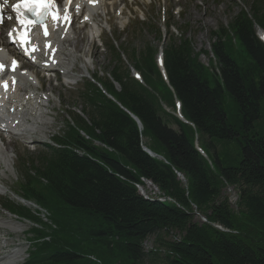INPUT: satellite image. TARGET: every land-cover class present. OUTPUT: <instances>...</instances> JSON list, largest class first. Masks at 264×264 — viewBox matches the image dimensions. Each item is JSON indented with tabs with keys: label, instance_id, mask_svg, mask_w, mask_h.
I'll list each match as a JSON object with an SVG mask.
<instances>
[{
	"label": "trees",
	"instance_id": "16d2710c",
	"mask_svg": "<svg viewBox=\"0 0 264 264\" xmlns=\"http://www.w3.org/2000/svg\"><path fill=\"white\" fill-rule=\"evenodd\" d=\"M243 1L247 9L212 33L216 67L202 64L186 36L171 38L165 84L145 46L135 67L149 89L127 73L122 83L115 67L120 90L103 86L124 109L96 92L64 147L25 167L20 189L56 226L30 230L29 264H264V43L256 36L264 0ZM174 100L187 123L164 109ZM143 180L171 201L144 198ZM225 188L235 190V209ZM15 212L36 221L28 209Z\"/></svg>",
	"mask_w": 264,
	"mask_h": 264
},
{
	"label": "rangeland",
	"instance_id": "374dc122",
	"mask_svg": "<svg viewBox=\"0 0 264 264\" xmlns=\"http://www.w3.org/2000/svg\"><path fill=\"white\" fill-rule=\"evenodd\" d=\"M249 1L250 0H248V2ZM173 5L176 6V0H166V2L164 3L165 11H168V7L171 8L173 7ZM178 5L182 10L184 9L183 15L179 16L171 14L168 16V21H170L173 25L181 29L185 26L188 28L187 37L190 38L195 52H198L200 54V61L205 66L209 65L210 59L206 57V55H203L202 52L203 50H208L210 48V44L212 43V41H214V39L211 40L212 33L219 30L220 27L227 26L229 20L238 11V4L232 3L231 0H181V3ZM161 9V2H159L158 5L152 6V11L150 16L148 17L147 23L136 22L134 14H137L138 11H135V9H132V11L130 12L125 10L122 16H119V18L116 16L117 13H115L114 11L111 16L113 21H115L116 23L115 26H113V29L114 31L122 32L117 27L125 25L126 20L128 19L129 22L126 28H124V32L119 33V35L125 38L126 47H134L136 51H140L145 45L148 44L151 49L155 50V47L160 45L162 43V38L165 37V30L162 29V16L160 15ZM104 12L108 15V12ZM111 18L108 19L112 22ZM101 25L107 28L104 21L101 23ZM158 26L161 27L160 34L157 30ZM166 43L167 40L164 41V44ZM124 46L125 44H123V47ZM233 48L237 53L240 52L237 43L233 44ZM95 49L96 53L91 54L92 57L90 61L92 62L89 63L88 70L91 73L92 71L101 73V71L106 70L107 65L109 64V54H106L105 51L99 50L97 46H95ZM78 65L81 66V63H79ZM79 72L81 73L80 69ZM71 82L73 81L71 80ZM52 91L53 89L51 88V92ZM74 93V86L70 84L62 85L59 88H55V90L51 93V96L53 97V106L51 108H53V110H51L50 113L52 115L51 117L56 123H59L62 119L60 109H63V107L65 108L71 105H75L74 98H76V96L74 97ZM262 106L264 112V102ZM26 146L31 147V145H26L25 143L21 142H17L11 146H7V150H13L14 153L12 154H14L15 157L11 158L12 170L6 171L4 176L0 178V182L12 191H14L16 194H19L18 188L16 186V183L19 179L17 165L20 160L18 158L21 159L26 156V153H22L27 150ZM16 154H18V157ZM143 187V190H140L139 188L140 193L143 192L145 194H152L155 191L154 186L148 182L144 183ZM224 193L226 196H228L230 204L235 209L234 203L237 199L235 190L232 188H225ZM9 195L10 194H7L5 195V197L10 198L14 202H18L14 198H11V196ZM39 217L45 220V217L43 215L39 214ZM196 219H200L202 221L201 217L199 218L198 216H196ZM16 225H20L18 231H14L16 229V227L14 226ZM27 228L28 224L26 222L15 220L12 216H9L8 213H4L0 209V242L2 244L4 241H6L5 244L9 245L6 248L0 249V252H7L11 248H15L22 254L20 256L21 262L27 252L28 245L25 243L24 240V232L27 230ZM143 246L144 250L150 249L153 246V237H148L143 242Z\"/></svg>",
	"mask_w": 264,
	"mask_h": 264
},
{
	"label": "bare ground",
	"instance_id": "6f19581e",
	"mask_svg": "<svg viewBox=\"0 0 264 264\" xmlns=\"http://www.w3.org/2000/svg\"><path fill=\"white\" fill-rule=\"evenodd\" d=\"M94 3L92 4V2ZM117 2V1H116ZM66 3H69L70 11L69 15L71 18L75 19L78 14L81 12V18H83L84 23L83 25L87 26V41L89 43V49L93 48V42L89 41L90 36H94L96 31L99 29L100 24L102 23L104 17L107 16V13L104 12V4L105 0H66ZM112 3H115L113 1ZM101 10V11H100ZM106 23L112 24V22L106 17ZM75 31V32H74ZM85 34L84 28L78 27L71 31L66 29L62 26H56L53 29L51 39L52 45L46 51L48 56L52 55L54 60L52 62H46V57L43 58L41 61V65L44 66L45 71L53 72V73H61L63 77L69 76L68 69H61L60 67L65 65L66 66H74V62L76 60V53L82 51V47L85 41ZM35 36V40H36ZM4 41L0 38V47L3 46ZM5 48H7L8 52L11 50L8 48L7 45L2 47L1 53H5ZM35 51L33 53L34 56L42 50L39 48V43L35 41ZM88 51H83L84 54L88 53ZM61 64V65H60ZM36 70L26 74L24 76H18L16 73L14 76H17L18 83L13 86L10 96L9 108L12 109V112L9 110H3V106L5 101H0V124L3 126L4 129L7 130L6 133H31L32 128L39 126L36 122H32L31 120L34 119V116L38 118H42L44 113L43 111H39L42 108H46L45 106L49 104L50 99L47 95H40L41 98L46 96L43 101H38L39 97L35 94L37 92L36 85L34 83V78L37 77V71L39 70L40 66L33 65ZM46 67V68H45ZM85 70V67H82ZM31 76V77H30ZM34 83V84H33ZM36 89V92H35ZM51 90V88L49 89ZM17 119L19 124L13 127V121ZM9 146V145H8ZM9 154L3 149L2 145L0 144V170L1 172L7 171L6 167L8 168L9 165ZM2 165V166H1ZM178 177L182 178L180 174ZM144 182L150 183V181L144 180ZM143 184V183H141ZM140 184V185H141ZM151 184V183H150ZM137 185V189L139 191L143 186ZM153 185V184H152ZM154 186V185H153ZM155 191L152 194H145L140 193L144 196V198H156L159 201H171L168 196L166 197L163 195L155 186ZM143 190V189H142ZM145 190V189H144ZM140 192V191H139ZM5 193V188L0 184V194ZM202 222L205 221L203 217H201ZM201 221V220H200ZM217 228L221 229L220 226L215 225ZM17 252H12L14 254Z\"/></svg>",
	"mask_w": 264,
	"mask_h": 264
},
{
	"label": "snow or ice",
	"instance_id": "6c2138e0",
	"mask_svg": "<svg viewBox=\"0 0 264 264\" xmlns=\"http://www.w3.org/2000/svg\"><path fill=\"white\" fill-rule=\"evenodd\" d=\"M54 0H18V2L13 5V11L17 13L16 19L19 23L23 24L24 20L22 19L25 12H31L36 16V20L43 24L45 16L49 13L51 8L53 7ZM53 19H59L57 16H53ZM65 20L68 18L65 16ZM2 23V21H0ZM31 23V22H30ZM47 35V31H45V36ZM8 36H12V32L9 31ZM19 39L21 40L22 46L26 43L25 37L23 34L20 35ZM36 50V49H33ZM27 54V49H26ZM16 62L13 60V69L15 70ZM4 68V65L0 64V70Z\"/></svg>",
	"mask_w": 264,
	"mask_h": 264
},
{
	"label": "water",
	"instance_id": "95a60500",
	"mask_svg": "<svg viewBox=\"0 0 264 264\" xmlns=\"http://www.w3.org/2000/svg\"><path fill=\"white\" fill-rule=\"evenodd\" d=\"M151 156H153L154 157V155L151 153Z\"/></svg>",
	"mask_w": 264,
	"mask_h": 264
}]
</instances>
